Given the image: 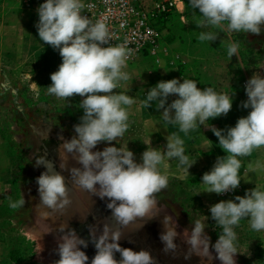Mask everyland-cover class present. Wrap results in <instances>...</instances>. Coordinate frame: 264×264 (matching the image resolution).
<instances>
[{
	"label": "clouds",
	"instance_id": "clouds-1",
	"mask_svg": "<svg viewBox=\"0 0 264 264\" xmlns=\"http://www.w3.org/2000/svg\"><path fill=\"white\" fill-rule=\"evenodd\" d=\"M193 10H198L200 20L196 27L216 28L237 33L260 35L264 31V0H188ZM82 0H44L37 8L39 20L35 25L39 39L59 52L62 59L58 70L51 73L49 95L68 100L79 96L78 107L83 115L75 124L70 139L61 137L63 151L59 155L61 170L67 169L68 156L72 155L81 167L70 169L71 181L79 188L107 200L106 207L121 227L138 220H152L160 216L164 208L159 207L157 194L168 188L169 180L160 166L168 167L166 161L177 159L185 171L197 162L185 155L184 141L179 135L166 137L164 151L149 148L141 154L140 162L127 149L117 148L130 124L128 109L134 98L124 92H116L121 81L129 80L122 71L132 50L124 45L110 43V30L104 20L93 22L83 14ZM219 32H201V42H214ZM238 43L227 46L231 59L237 56ZM167 72V71H166ZM247 100L241 103L250 109L247 116L238 118L235 126L218 129L209 121L226 116L232 109L233 95L217 93L212 87L203 89L194 79L173 78L161 80L147 90L142 104L162 112L164 122L179 126V132L187 135L197 127H205L218 138V146L226 153L218 156L210 171L201 178L204 193L222 195L235 191L241 184V157L251 156L254 150L264 147V75L253 73L245 85ZM177 98L168 103L170 96ZM119 138V140H118ZM106 142L102 151H93L98 144ZM35 167L43 165L45 171L36 178L40 204L53 212H63L71 204L66 178L54 171L53 163L46 155L35 157ZM247 170L264 171V163H249ZM249 182L247 180H244ZM201 193V192H200ZM199 194V193H198ZM9 207L19 209L26 200L21 197L12 201ZM210 217L220 229L214 244L206 233L205 223L197 220L192 228L185 229L184 243L189 247L185 259L193 255L201 264H236L238 235L235 229L246 219L256 232L264 231V190L255 186L243 196L221 200L209 207ZM45 218L49 213L43 214ZM206 221L209 217L205 216ZM164 231L160 234L165 254L177 251V223L170 215L162 219ZM56 252L59 259L54 264H88L89 257L81 250L88 247V240L79 237L75 229L61 224ZM89 236L96 254L91 264H157L150 251H134L124 248L119 241L122 232L103 225L99 235L89 225ZM213 251L215 255H213ZM116 253L120 259H116Z\"/></svg>",
	"mask_w": 264,
	"mask_h": 264
},
{
	"label": "rangeland",
	"instance_id": "rangeland-1",
	"mask_svg": "<svg viewBox=\"0 0 264 264\" xmlns=\"http://www.w3.org/2000/svg\"><path fill=\"white\" fill-rule=\"evenodd\" d=\"M183 3L190 6L188 0L177 2V6L182 8ZM171 15L172 13L162 21V30H166L168 17ZM37 21V16L23 1H0V25L7 27L4 48L8 50L15 46L16 38L21 40V37L25 39L30 37L31 40L27 41L29 45L32 41H37L35 39L38 37L35 26ZM163 41L161 34V43ZM230 43L240 45L237 56L233 55L230 59L227 52L205 51L203 62L207 65L200 73L210 77L214 82L210 86L217 93L229 95L234 93L231 111L226 116L216 118L218 126L224 129L235 126L238 118L247 116L250 109L241 106V103L247 100L246 82L255 72L264 75V31L260 35L233 32L231 38L222 41L226 47ZM22 60L25 63L22 65V69H18L22 76L21 79L16 80L14 89L16 94H19V98L15 102L14 100L10 101L11 99L6 101L5 111L0 113V122L2 123L1 127L5 128L6 145L8 149H14V156H16L17 175L14 178V187L17 197L14 201L24 197L26 204L16 211L9 206L6 207V250L9 255L2 264H54L59 259L56 249L61 234L57 233L55 229L53 230L52 224L36 211L35 202L38 198L36 178L38 176L30 161L37 146L45 141H48L46 143L52 141L57 145L59 156L63 151L60 138L70 139L75 135L73 126L80 122L79 118L83 114L72 113V110L68 114H53L49 111L50 109L43 108L47 104L45 98L37 97L29 83L30 77L25 76L31 75L35 71V68H31L32 60L28 59L27 55H23ZM213 61L221 62L220 66L214 68ZM5 73L9 77L12 70L6 68ZM9 91L13 92L12 83L6 86V92ZM13 138L16 140V147L11 141ZM122 143L113 142L114 146L121 147L126 151ZM106 146H108L107 143L102 142L93 151H102ZM73 162L76 164L73 167H81L72 155H69L67 169L62 172L70 171ZM168 180V188L157 194L159 207L164 208L157 218L162 220L164 215H170L176 221V231L179 233L183 258L181 264H201L200 258L195 255L190 259H185V253L189 246L184 243L183 239L187 237L183 236V232L185 229L190 230L193 226L192 222L199 220L206 224L205 231L211 238V243L214 244L218 239L220 229L216 227L215 221L210 217L209 207L213 203L204 202L192 183ZM205 216L209 217L207 221ZM235 231L238 235L237 247L240 252L236 256V264H264V250L260 247L263 231L256 232L241 222ZM213 255H215L214 251ZM212 264H221V262L213 260Z\"/></svg>",
	"mask_w": 264,
	"mask_h": 264
},
{
	"label": "crops",
	"instance_id": "crops-1",
	"mask_svg": "<svg viewBox=\"0 0 264 264\" xmlns=\"http://www.w3.org/2000/svg\"><path fill=\"white\" fill-rule=\"evenodd\" d=\"M199 20L198 10H193L185 3H183L182 8L178 7V11L173 12L168 17L166 30L161 31L164 41L159 47L158 61L156 62L152 57H140L135 61L127 60L126 67L122 71L126 72L130 78L127 81H121L120 86L114 91L124 92L135 100V103L128 109L130 127L121 141L125 149L131 150L135 154L136 161L140 162L141 154L147 147H154L163 152L167 142L166 137L179 135L184 141V154L189 157L190 161L197 160V162L189 169L188 173L185 171L186 166H181L177 159H172L166 161L168 164L166 169L160 166V171L165 173L170 180L192 183L204 202L215 204L221 200H231L235 196H243L247 190L253 189L255 186L264 190V171L251 172L247 170L250 162L253 164L256 161L264 163V147L254 150L251 156L240 158L242 161L240 192L226 197H221L215 193H204L201 184L202 175L211 170L218 156L226 155L218 146V138L211 130L203 126L197 127L185 135L179 132L178 125L173 126L164 122L162 112L156 109V102H153V107L150 108H146L142 104V101L146 98L147 90L161 80L177 78L183 82V78L194 79L201 89L211 87L210 85L214 83L210 77L200 74L203 67L207 65L203 62V54L205 51H211L212 53L227 52V47L222 44V41L231 38L233 32L229 33L226 30V25L224 30L208 27L198 28L196 25ZM6 28L0 25V113L5 111L7 100L11 99L10 101L14 100L15 102L19 98V94H16L14 89L16 80L21 79L22 76L18 71V69H22V65L25 63L22 57L27 55V58L32 60L31 68H35V71L31 75L25 76L30 77L29 83L32 89L35 90L37 97L40 99H42L41 97L45 98L47 104L43 108L50 109L49 111L53 114H68L70 110H72V113L83 114L82 109L78 107L81 97L74 96L70 98L69 102L54 95H49L47 92L46 86L52 83L50 75L58 70L62 62L59 52L51 46L43 44L39 37L35 38L37 41H32L31 45L27 43L31 40L30 37L29 39L21 37V40L16 38V45L6 50L4 48ZM208 31L219 32L218 39L214 42H201L198 39L199 34ZM213 63L214 68H218L221 62L213 61ZM6 68L12 70L9 77L6 76ZM11 83L13 92L9 91L7 93L6 86L11 85ZM11 94L13 96H10ZM176 98L175 95L170 96L168 103ZM208 123L218 129H224L218 126L216 119L210 120ZM1 124L0 122V264L9 255L6 250L7 215L5 211L7 210L6 207L9 206L8 198L10 197L14 202L17 197L14 187V178L17 175L15 151L14 149H8L4 135L5 128L1 127ZM11 141L13 146L16 147L15 138ZM74 164L75 162L71 166L73 167ZM14 210L16 211V209ZM240 222L250 227L246 219ZM263 234L264 231L260 243L264 241ZM260 247L264 250V245Z\"/></svg>",
	"mask_w": 264,
	"mask_h": 264
},
{
	"label": "flooded vegetation",
	"instance_id": "flooded-vegetation-1",
	"mask_svg": "<svg viewBox=\"0 0 264 264\" xmlns=\"http://www.w3.org/2000/svg\"><path fill=\"white\" fill-rule=\"evenodd\" d=\"M46 142L48 141H45L37 146L30 162H32L34 166V156H47V159L54 165L53 170L60 172L66 178L71 204L67 206L63 212H53L51 209H46L42 205H39L40 197L38 195L35 202V206H37L36 211L43 218H45L43 215L44 213H49V217L46 218V220L52 224L53 230L55 229L57 233H60V225L65 224L69 228L75 229L79 237L89 241L87 248L80 246L81 250H83L89 257L88 264H91V259L96 254L95 246L90 241L89 225H91L93 227V231L99 235L103 225L105 224L109 225L113 231L119 229L122 232V236L119 241L122 247L131 248L134 251H139L142 248L146 249L150 251L153 257L157 260V264H181L183 258L180 249L179 237H177V240L175 241L178 246L175 254H165L162 250L163 244L160 240V234L165 229L161 219L154 218L149 221L138 220L129 224L127 227H121L112 217L111 211L107 209L106 199L101 200L99 197L93 196L91 193L74 185L71 181L70 171L62 172L59 167L57 145L52 141L49 142L51 144ZM34 168L37 176H40V174L46 170L43 165L39 167L34 166ZM116 259H120L119 253H116Z\"/></svg>",
	"mask_w": 264,
	"mask_h": 264
},
{
	"label": "built area",
	"instance_id": "built-area-1",
	"mask_svg": "<svg viewBox=\"0 0 264 264\" xmlns=\"http://www.w3.org/2000/svg\"><path fill=\"white\" fill-rule=\"evenodd\" d=\"M1 2H20L31 9L38 17L37 8L44 0H0ZM184 0H82L83 14L93 22L104 20L110 30V43L121 44L132 50L128 61L140 57H152L157 60L161 44L162 21L178 11L177 2ZM241 190V184L235 191L220 195H235ZM260 245H264V241Z\"/></svg>",
	"mask_w": 264,
	"mask_h": 264
}]
</instances>
